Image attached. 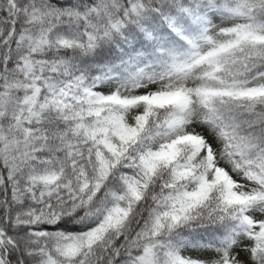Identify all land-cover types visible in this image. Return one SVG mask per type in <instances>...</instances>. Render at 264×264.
Instances as JSON below:
<instances>
[{
	"label": "snow or ice",
	"instance_id": "obj_1",
	"mask_svg": "<svg viewBox=\"0 0 264 264\" xmlns=\"http://www.w3.org/2000/svg\"><path fill=\"white\" fill-rule=\"evenodd\" d=\"M0 264H264V0H0Z\"/></svg>",
	"mask_w": 264,
	"mask_h": 264
}]
</instances>
